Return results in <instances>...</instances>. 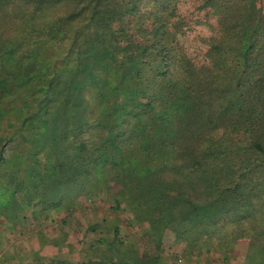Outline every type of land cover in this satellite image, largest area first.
I'll use <instances>...</instances> for the list:
<instances>
[{
	"label": "trees",
	"instance_id": "obj_1",
	"mask_svg": "<svg viewBox=\"0 0 264 264\" xmlns=\"http://www.w3.org/2000/svg\"><path fill=\"white\" fill-rule=\"evenodd\" d=\"M139 247L264 264V0H0V264Z\"/></svg>",
	"mask_w": 264,
	"mask_h": 264
},
{
	"label": "rangeland",
	"instance_id": "obj_2",
	"mask_svg": "<svg viewBox=\"0 0 264 264\" xmlns=\"http://www.w3.org/2000/svg\"><path fill=\"white\" fill-rule=\"evenodd\" d=\"M185 8H191L189 5L185 6ZM184 10V9H182ZM195 38L193 37L192 33L189 34V37L187 38V40L185 39L186 42V46L187 49L190 53V56H194L193 60H196V56L198 54L197 50H196V44H195ZM196 61H200V58H198ZM8 151L6 149V151L4 152V154H7ZM39 202V199L37 197L34 196V199L32 201V203H36ZM92 206V205H91ZM104 210V207H99V211L102 212ZM66 212V211H65ZM88 216H91V214H88ZM124 232V231H123ZM122 235V234H121ZM120 235V236H121ZM131 240V239H130ZM153 247L150 246V249L152 250ZM137 252L138 254H141V258L142 260H145L146 264H175L174 263V259H171L170 257H167L166 255H160L158 261L155 263L152 260H148V254L146 256L142 255L144 253L143 249L141 247L137 248ZM179 259H181V262L179 264H186L188 261L183 260L182 258L179 257Z\"/></svg>",
	"mask_w": 264,
	"mask_h": 264
},
{
	"label": "crops",
	"instance_id": "obj_3",
	"mask_svg": "<svg viewBox=\"0 0 264 264\" xmlns=\"http://www.w3.org/2000/svg\"><path fill=\"white\" fill-rule=\"evenodd\" d=\"M87 219H89V218L87 217ZM84 239H86V237ZM73 252H74L73 253L74 260L70 264H86L89 260H92L91 256L89 255L90 252L87 249L84 251H78L75 249V251H73ZM66 253H67V250L64 252V254L66 255ZM142 261L145 262L146 259L142 260ZM93 264H96V263H93ZM186 264H198V262H194V261L190 260ZM199 264H204V263L200 262Z\"/></svg>",
	"mask_w": 264,
	"mask_h": 264
},
{
	"label": "built area",
	"instance_id": "obj_4",
	"mask_svg": "<svg viewBox=\"0 0 264 264\" xmlns=\"http://www.w3.org/2000/svg\"><path fill=\"white\" fill-rule=\"evenodd\" d=\"M180 262H181V259H179V258H175V259H174V263H175V264H179Z\"/></svg>",
	"mask_w": 264,
	"mask_h": 264
}]
</instances>
